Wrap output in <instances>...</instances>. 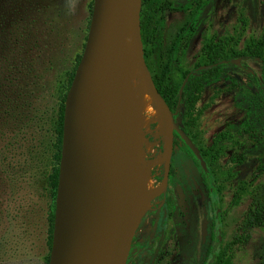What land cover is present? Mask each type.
Returning <instances> with one entry per match:
<instances>
[{
	"label": "rangeland",
	"instance_id": "obj_1",
	"mask_svg": "<svg viewBox=\"0 0 264 264\" xmlns=\"http://www.w3.org/2000/svg\"><path fill=\"white\" fill-rule=\"evenodd\" d=\"M159 1H151L148 31L155 25L154 8ZM168 1L195 6L200 0ZM209 2L211 10L184 50L181 65L189 70L186 82L190 75L193 82L204 73V62L196 69L193 66L208 36L219 41L224 51H241L248 40L259 38L264 58V0ZM91 3L0 0V264H45L49 255L55 202L47 183L52 167V122L66 76L84 47ZM190 13L164 10L158 14L161 42L154 43L144 58L151 77L158 65L168 60L174 39ZM261 67L262 58L223 61L218 79L197 82L177 112L176 124H184L197 148L209 152L203 161L219 199L221 264H264V227H250L245 222L249 191L264 180V167L256 156H245L238 162L234 155L239 146L238 151H245L254 143L253 134L239 128L246 116L239 102L247 92H259L264 86ZM126 80L132 95L137 90L143 93L131 74ZM182 83L179 99L185 86ZM150 112L146 105L131 115V122L143 136L137 144L138 164L142 172L149 171L152 185L167 187L169 163H174L176 175L170 178L169 189L181 225L166 217L164 192L156 196L138 219L125 264H197L204 253L209 216L199 184L200 168L184 154L174 153L170 144L165 146L169 134L166 129L160 134L159 124L162 118L172 129L170 114L160 112L159 117ZM226 131L233 134L232 142L237 139L240 144L226 142L224 153L214 145ZM111 134L116 136L113 130ZM5 144L9 149L3 152ZM139 186L141 190L146 184Z\"/></svg>",
	"mask_w": 264,
	"mask_h": 264
},
{
	"label": "water",
	"instance_id": "obj_2",
	"mask_svg": "<svg viewBox=\"0 0 264 264\" xmlns=\"http://www.w3.org/2000/svg\"><path fill=\"white\" fill-rule=\"evenodd\" d=\"M140 9L141 0H92L84 47L64 101L48 264H125L142 213L134 179V171L140 166L131 118L124 106V112L114 105L105 107L101 97L104 90L113 92L116 87L112 61L121 35L114 30V22L123 10L136 66L152 105L170 114L171 138L175 130L201 166L206 167L198 148L176 124L153 83L143 56ZM185 82L186 78L182 87ZM68 184L89 189L97 211L79 224L64 228L63 199Z\"/></svg>",
	"mask_w": 264,
	"mask_h": 264
},
{
	"label": "trees",
	"instance_id": "obj_3",
	"mask_svg": "<svg viewBox=\"0 0 264 264\" xmlns=\"http://www.w3.org/2000/svg\"><path fill=\"white\" fill-rule=\"evenodd\" d=\"M152 0H141V10L139 14L140 19V34L143 43L144 58L148 57L149 48L153 46L157 41L160 43L161 37V23L159 22V13L164 10H190V17L186 25L177 33L171 50L169 52L168 60L162 61L156 70L152 74L154 85L160 95L165 100L170 112L173 115V119L177 121V112L181 100H183L197 82L202 81H214L218 79V74L222 69L223 61H230L233 58L239 57H251V58H262L261 75L264 79V58L262 57L263 41L259 38L250 39L245 43L243 50L224 51L223 45L219 41L213 40L212 37H207L204 44L202 45L200 52L197 56L198 62L193 66L196 69L204 62V73L200 78L191 82L192 75L189 76L183 92L182 98L179 99V88L180 85L188 73L189 70L182 68L184 61V50L187 47L188 39L191 37L197 28V26L203 20V17L211 10V2L209 0H200L195 6L193 3L187 2L185 4L174 3L168 0H161L155 4V12H157L155 25L151 26L150 30H147L148 19L150 16ZM92 4V3H91ZM92 9V7H91ZM180 55L177 54L178 49ZM80 55L77 56L76 62L73 68L68 72L66 76L65 84L63 85V93L58 104L57 111L52 122V133H53V153H52V167L51 171L47 176L48 189L51 197H55L57 179H58V165L60 160L61 150V138H62V120H63V109L66 92L70 85L73 77L76 65L80 59ZM239 106L244 109L246 116L240 124L239 128L248 134H253L254 143L251 148L245 151H238L239 148L234 150L235 159L240 162L245 160V156H256L264 167V86L259 92L245 94V99L239 102ZM184 130V132L191 137L187 127L184 124L178 125ZM239 132V130H235ZM172 141L171 147L174 153H182L191 162L200 168L198 178L199 184L206 198L207 210L209 213L208 224H207V240L204 248V253L197 264H221V240H220V227H221V214L219 210V199L215 181L208 172V166L203 168L200 161L192 153L189 147L186 145L180 135L172 130ZM233 134L231 132H222L214 148L220 152H224V146L226 142L240 144L239 140L235 139L232 142ZM195 144V143H194ZM10 145V143H9ZM9 145H3L2 151H7ZM197 147V146H196ZM203 159L207 161L209 152L198 149ZM4 158V156H3ZM2 158V159H3ZM176 175V167L173 162L169 163L168 167V179L167 187L163 194V208L166 212V217L175 220L178 225V210L175 201L172 197V193L169 189V180L171 177ZM182 181V180H180ZM52 217V216H51ZM245 222L250 227L259 226L264 227V180L256 184L249 191V205L245 213ZM52 236L50 235L49 251L51 246ZM49 255L45 260V264H48Z\"/></svg>",
	"mask_w": 264,
	"mask_h": 264
},
{
	"label": "bare ground",
	"instance_id": "obj_4",
	"mask_svg": "<svg viewBox=\"0 0 264 264\" xmlns=\"http://www.w3.org/2000/svg\"><path fill=\"white\" fill-rule=\"evenodd\" d=\"M114 30L119 32L121 35V39L115 45V57L112 61L113 74L116 76V87L113 92H108L106 90L102 92L101 97L104 100L105 107H108L109 105H114L122 110L124 106V108L127 109V113L131 118L134 109L140 106L142 107L149 105L151 111L150 115L155 114L159 117L162 116L159 109L156 106L152 105V98L147 89L145 80L137 69L133 47L128 37L126 16L124 10L114 22ZM130 74L132 77V81H134L135 79L138 80L143 90V93H140L137 90L135 91V95H132V92H130L126 80V78ZM114 92L117 93L121 97V99L118 98ZM122 99L125 103L120 101ZM131 125L132 130L135 134L136 143L140 145V143L143 141V136L139 133L138 126H136L134 122H131ZM165 129L168 131L169 134V139L165 140V146H167L169 145L171 139V129L167 127L165 121H162L161 118V122L159 124L160 134L165 133ZM111 130L113 129L110 127L109 131L110 135L112 136ZM113 138L115 139L116 136ZM143 171L144 172H142L140 169H135L134 171V179L136 184L138 185V188L140 187V183L146 184L145 188H141V190L140 188L138 189L140 197V209L142 210V212L148 209V204L151 200H153L156 196H160L166 189V185H160V183L158 186L152 185L150 183V176L148 174L149 171ZM142 175H144V177ZM63 203L65 221L64 228H66L67 226H75L79 224L80 222L84 221L90 215L96 213L97 211L94 206L95 197L92 192L89 189L79 187L73 184L67 185L65 189Z\"/></svg>",
	"mask_w": 264,
	"mask_h": 264
}]
</instances>
